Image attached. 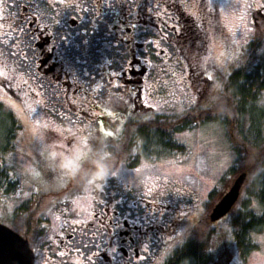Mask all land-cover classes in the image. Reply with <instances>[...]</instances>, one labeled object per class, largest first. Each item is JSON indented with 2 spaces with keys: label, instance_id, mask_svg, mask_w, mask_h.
<instances>
[{
  "label": "flooded vegetation",
  "instance_id": "af4514ba",
  "mask_svg": "<svg viewBox=\"0 0 264 264\" xmlns=\"http://www.w3.org/2000/svg\"><path fill=\"white\" fill-rule=\"evenodd\" d=\"M219 2L0 0V225L27 240L33 264L252 262L215 227L222 219L210 221L216 204L198 210L199 190L159 167L173 157L135 149V165L106 163L137 122L196 107L212 81L191 76L202 66L193 70L186 52L206 55ZM176 64L185 75L169 71ZM0 252L9 264L8 245Z\"/></svg>",
  "mask_w": 264,
  "mask_h": 264
},
{
  "label": "rangeland",
  "instance_id": "374dc122",
  "mask_svg": "<svg viewBox=\"0 0 264 264\" xmlns=\"http://www.w3.org/2000/svg\"><path fill=\"white\" fill-rule=\"evenodd\" d=\"M211 1L213 4L216 3V0ZM260 5L259 0H220L219 4H216L214 7L213 16L208 23L211 42L206 55L200 59L195 54L194 47H191L189 51L186 52L193 70L194 66H197L198 68L202 66L200 70L193 71L191 76H200L199 73L204 71V75L209 76L212 81L209 85H203L202 91L198 90L195 92L194 104L197 107L208 106L212 101L218 98L220 93L219 91L221 89V80L233 66H237L239 64L240 57H242L243 53L246 51L247 45L250 41H258L260 45L258 49L263 51L264 18L261 20L254 19V12ZM166 21L170 27L174 25L173 21ZM156 22L158 23L159 21ZM165 34L170 36L167 31H165ZM185 59L186 65L188 66L187 58L185 57ZM180 61L178 64H181ZM181 67V65L176 64V67L173 69L174 71L178 69L176 72L179 73V76L180 74H186V72L181 70ZM169 71H171V69ZM194 85L196 84L194 83ZM191 86L193 87V83ZM178 88L180 87H167L166 92L168 93L169 98L173 97V93L179 95V92H176ZM190 98H192V100H190ZM192 102L193 97H188V101L185 102V108L190 107ZM163 105L165 104L161 102L159 104V109L160 107H163ZM174 111L178 112L177 109L170 110L171 113H174ZM143 122L144 121L137 122V127L142 128ZM176 125L177 122L173 128H175ZM179 125L180 124H178L176 128H179ZM247 126L248 125L246 123L245 130L247 129ZM29 129H34V136L37 140L39 139L40 143H43L40 136L45 137V132L37 127V133H39L37 136L34 126L30 125ZM180 129L184 132H180L181 134L175 136V140L178 141L177 148L179 151L175 154L176 149H173L172 152L168 154L170 157H173V159L171 161H160L161 163L159 164V167L172 172V174L177 177L173 179L179 182L183 188H193L194 190H199L194 203L198 206V210L205 208V206L209 207L211 205L209 204L210 200L212 201V204L214 202V204L217 205L221 201L223 195L230 189L235 179L241 173L247 174V178L244 181L240 192L241 194L235 206L228 213V217L224 219L221 218L222 221L215 226L218 227L219 230L224 231L223 235L225 238L228 236H234L232 216L235 208H237L238 204L241 203L246 194V182L248 184V181L252 178L250 168L255 167V162L249 157L254 155L250 156L249 153H247L246 158L245 156L242 160L237 158L238 152L233 151L232 144L234 146L239 145V150L243 149L242 146L239 142L233 141L232 138L229 140L221 126L212 121H208L204 125L193 128L192 130H184V126L180 127ZM175 133L177 132L174 131L173 133L171 130V138L174 137ZM167 142H169V140H167ZM122 144L123 147L126 146L127 139L122 142ZM44 145L50 146L47 142L44 143ZM52 149L54 148L52 147ZM163 155L164 152H161L160 155L156 157ZM141 156L144 157V154L142 153ZM127 157L133 165L137 164V158L132 157L131 155ZM236 163H238L236 171H234L231 175L227 174L229 169H231V167ZM148 175L149 173L146 171L144 177ZM155 177L156 176L152 175L148 179L151 181ZM223 178L224 180L222 183L221 180ZM251 205L254 207L253 202L250 203V208ZM84 207H87V201ZM259 209L260 208H256L255 210ZM255 213H258V211ZM205 228V226L200 228L201 234L206 233L204 232ZM262 234L263 235L260 237V234L254 235L256 240L258 237L260 238L258 239V242L261 243L262 247L259 246L257 249L252 250V252L248 254L250 256L256 254L253 257L252 262H249L248 264H264V230ZM220 240L223 242L225 241L223 238Z\"/></svg>",
  "mask_w": 264,
  "mask_h": 264
},
{
  "label": "trees",
  "instance_id": "16d2710c",
  "mask_svg": "<svg viewBox=\"0 0 264 264\" xmlns=\"http://www.w3.org/2000/svg\"><path fill=\"white\" fill-rule=\"evenodd\" d=\"M259 46L256 40L248 43L239 64L221 80L218 98L208 106L192 107L183 114L163 116L158 120H145L142 128L136 123L137 126L129 127L125 132L127 145L110 147V159L106 161L115 165L121 160L120 155L128 161L127 156L133 155L137 148L147 158L159 156L161 152H164L162 157L167 158L176 147L171 141V130L173 133L182 131L176 128L180 122L184 130H192L208 121L219 124L229 140L232 138L242 146L243 149L239 150V145L232 144L233 151L238 152L237 158L242 160L247 153L254 155L249 157L255 162V167L250 168L252 178L248 184L246 182V194L232 216L233 235L245 256L260 246L258 239L264 230V49H258ZM237 165L234 164L227 174L236 171ZM251 202L254 207L251 205L250 208ZM257 234L260 235L256 240L254 235Z\"/></svg>",
  "mask_w": 264,
  "mask_h": 264
},
{
  "label": "water",
  "instance_id": "95a60500",
  "mask_svg": "<svg viewBox=\"0 0 264 264\" xmlns=\"http://www.w3.org/2000/svg\"><path fill=\"white\" fill-rule=\"evenodd\" d=\"M246 173H241L234 181L230 189L223 195L221 201L214 207L210 220L216 222L228 215L239 199ZM2 238V239H1ZM8 245L9 264H32L33 254L27 242L17 234L0 225V245ZM2 252H0L1 254ZM6 256V253H3Z\"/></svg>",
  "mask_w": 264,
  "mask_h": 264
}]
</instances>
